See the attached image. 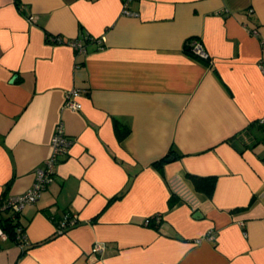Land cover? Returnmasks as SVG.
Segmentation results:
<instances>
[{
  "label": "crops",
  "instance_id": "0c3cea01",
  "mask_svg": "<svg viewBox=\"0 0 264 264\" xmlns=\"http://www.w3.org/2000/svg\"><path fill=\"white\" fill-rule=\"evenodd\" d=\"M122 8L0 0V201L32 186L58 124L73 140L16 237L0 234V264H264V0ZM191 37L210 65L184 52ZM65 213L77 223L58 233Z\"/></svg>",
  "mask_w": 264,
  "mask_h": 264
},
{
  "label": "built area",
  "instance_id": "2783aa9c",
  "mask_svg": "<svg viewBox=\"0 0 264 264\" xmlns=\"http://www.w3.org/2000/svg\"><path fill=\"white\" fill-rule=\"evenodd\" d=\"M130 0H123V8L122 11L124 14L132 15L128 8ZM48 41L53 43H59L55 36H48ZM102 44L105 40L104 36L95 39ZM191 45L193 46V51L201 56L202 58L209 57V54L206 52L201 40L199 38H192ZM69 45L76 53H84L86 51L85 42L80 40L79 38H74L65 42ZM262 71H264V66H262ZM80 94V90L77 88H73L66 92L64 97V106L70 108L72 110H78L81 108L80 102L77 101V97ZM73 140L69 136H67L61 127L58 124L54 128V132L51 137V153L44 160V166L42 168H37L35 170V178L31 187L20 194L8 196L6 201L0 206V210H4L5 208H10L13 212L19 213L26 204L35 202L40 194L42 193L45 186L52 181L53 174L55 172V167L60 160L61 157L65 156L72 145ZM160 215H156L155 220H159ZM56 231L58 233H63L65 228L68 226H73L77 223L76 214H63L62 218L57 221ZM147 224V219L145 221ZM242 224V222H241ZM0 234L2 236H6L3 230L0 228ZM102 242H95L91 247V254L97 255L103 250Z\"/></svg>",
  "mask_w": 264,
  "mask_h": 264
},
{
  "label": "trees",
  "instance_id": "16d2710c",
  "mask_svg": "<svg viewBox=\"0 0 264 264\" xmlns=\"http://www.w3.org/2000/svg\"><path fill=\"white\" fill-rule=\"evenodd\" d=\"M192 38H197V37H191V38H188L186 39V41L184 42V45H183V50L184 52H186L187 54H189L190 56H192L193 58L205 63V64H208L210 65L211 64V59H210V56L207 57V58H202L201 56H199L198 54H196L194 51H193V46L191 45V39ZM261 123L264 122V121H260ZM254 126L253 123H251L249 126H248V129H252V127ZM262 124H259V127H261ZM128 127H126L124 124L120 123L119 121H115L114 122V130H115V133L117 135V137L119 139H122L127 133H128ZM236 140H237V136H232L230 138V142L233 146H236ZM167 156H164L162 157L161 159L159 160H156L153 162V164H157L158 162L162 161V160H167L168 158H166ZM191 178L193 180H195L196 182L199 181V178H197L196 176L194 175H190ZM210 186V189L213 187V184L212 185H209ZM7 198H2L1 201H0V206L6 201ZM1 211H7V212H10V215H8L7 217H0V225L2 227V230L3 232L8 236V237H16L17 235V228H22L23 226L18 222V220L16 221L15 218L18 217V214L19 213H15L13 212L9 207L8 208H5L4 210H0ZM155 217L156 215H153V216H150L147 218V225H150V226H153L154 228H159V226L161 225V222H162V219H161V216L159 218V220H155ZM58 222H56L57 224Z\"/></svg>",
  "mask_w": 264,
  "mask_h": 264
}]
</instances>
